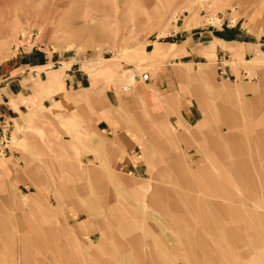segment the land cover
Wrapping results in <instances>:
<instances>
[{
  "label": "rangeland",
  "instance_id": "obj_1",
  "mask_svg": "<svg viewBox=\"0 0 264 264\" xmlns=\"http://www.w3.org/2000/svg\"><path fill=\"white\" fill-rule=\"evenodd\" d=\"M223 16L233 23L242 19L246 37L264 44V0H0V72L10 76L6 83L16 81L12 90H0L12 109L0 131V264H157L163 243L149 224L168 226L165 241L180 246L184 264H264V152L256 151L264 141L256 137L264 132L263 97L227 105L240 118L243 152L233 155L223 145L226 162L241 163L230 165L237 177L221 154L205 151L206 138H197L204 128L220 126L218 100L209 103L214 119L208 123L200 103V119L185 133L180 100L163 97L161 106L153 105L151 80L141 79L157 64L174 62L177 31H203L205 24L220 25ZM25 30L35 32L30 43L22 40ZM207 48L191 64L193 72L212 70L228 87L263 80L254 70L264 68L263 55L218 63L214 43ZM33 52L54 62L31 65L34 72L45 69L31 83L26 59ZM227 64L247 72L218 74V66ZM69 68L89 76L90 88L67 91ZM196 75L191 80L198 85ZM99 117L113 135L139 130L141 152L135 155L146 160L149 173L174 159L197 165V155L209 166L198 168L200 182L193 186L158 185L121 170L117 164L128 154L97 133ZM224 124L215 131L218 143L237 138ZM180 132L195 139L184 141ZM149 192L162 198L153 206L160 217L147 206ZM188 224L193 227L179 228ZM179 236L189 237L186 246Z\"/></svg>",
  "mask_w": 264,
  "mask_h": 264
},
{
  "label": "crops",
  "instance_id": "obj_2",
  "mask_svg": "<svg viewBox=\"0 0 264 264\" xmlns=\"http://www.w3.org/2000/svg\"><path fill=\"white\" fill-rule=\"evenodd\" d=\"M224 21L220 25H213V24H205L204 26L200 27L201 29H204L203 31L193 32L195 29L189 30H182L177 31V34H180V39L177 41L171 43L177 45V48H175V51H177L176 56H173L170 58V60H174V62L171 63H159L156 65L154 72H152V76L150 74L151 84L153 87V96L157 103H153L155 106H161L163 103V97L168 98L170 100H180V102L183 104L182 111H181V117L180 122L187 127L186 130H183V132L187 131H193L195 129L196 124L198 123V119H200L201 111H200V103H203L207 107V112L209 115L208 123L213 120V113L211 112V104L210 100L215 98L217 101V110L215 113L216 119L221 122L220 126L228 127L224 123L230 124L229 127L233 129V132L236 134L237 138L235 140L231 141H225L222 140L220 143L215 141V134L216 129L219 127H216L213 130H209L207 128H204L205 131L202 135H199L197 138H206V149L201 148L202 150L205 149L207 152H216L219 155L221 162L227 166L226 168L233 171L231 174H236L238 177L240 174L236 169H233L230 167L231 164L236 165L239 160H232L233 162H226V150L223 148V145L225 147V144L228 146V151L232 153L233 155H238L240 152H243V149L240 150V147H243V143L241 141V134L236 130L239 126V115L237 112L235 113V109H233L231 106H227L228 104H231L233 107H236L234 103L237 101V98H240L242 100L248 99L251 100L254 97H263L264 99V68H257L254 69L258 73L261 74L263 77V80L257 82H244L240 83L239 86H227L228 83H224L222 80H220L218 77L216 80L214 79V71L209 69H203V70H195V72L192 71L191 64L196 63L197 58L202 55V53L206 50L207 47L213 46V43L215 45V49L217 52V59L218 63H222L223 58L228 60H249L251 58H255L259 55L264 56V44L259 43L256 39L252 41L250 37H246L245 28L241 27L242 23L239 19L237 22L233 23V20L228 17L222 18ZM232 23V24H231ZM264 41V40H263ZM172 54V53H171ZM171 54H168L171 56ZM37 55V56H36ZM45 57V58H44ZM48 60V61H47ZM53 59H49L48 56H45L44 53H29L27 55L26 59V66L28 71V77L30 78L31 83H33L32 79L37 77L38 75L44 76L45 69H42L41 72H34L38 71L37 68L33 67L31 68V65H47L50 61ZM54 62V60H53ZM182 63L183 65H181ZM190 65V66H189ZM66 76L64 81V86L67 89V91H70V89H74L75 91H80L84 89L90 88L89 85V79L83 71H81L79 68H69L66 70ZM224 74L223 76L227 75L228 78H231V76H236L238 73L242 74L247 72L243 68H233L230 65H225V67L222 69L221 66H218L217 73L218 74ZM193 74H197L199 79V84H195L192 82L191 77H193ZM10 76L2 74L0 72V90L9 88V90L12 88V83L16 82L15 80H12V82L6 83L5 81ZM25 80V79H24ZM205 80L206 82H203ZM22 81V80H17ZM53 81L58 85L57 80V73L54 74ZM88 82V83H87ZM12 92V91H10ZM33 94V92H31ZM30 94V95H31ZM238 96V97H237ZM148 100V95L146 96ZM258 99V98H257ZM225 100V101H224ZM222 101V102H221ZM247 101V100H246ZM59 102V101H58ZM7 99L5 98L0 100V131L1 129L4 131V126L9 121L8 114L10 115L12 112L11 107L7 106ZM167 118L165 117V121ZM9 123V122H8ZM192 127V128H191ZM163 130H160L157 134H153V136H160V132ZM97 133L103 134V136L107 135L106 137L113 139L114 141L118 142L123 146L126 150L127 156H125L123 162H118L117 168H120L121 170L126 169L127 171H130L129 173H135V175H138L139 177H143L145 179H155L156 184H185L189 186L197 185L199 184V179L197 176V170L199 167L209 166L204 162L205 157L202 155L194 156L192 159H200V162L197 165L187 166L186 164H182L181 162L177 161L176 159L168 161L167 166L157 165L155 168L162 169L163 171H155V168L153 167L152 172L149 173L150 167L146 163L145 159H136V153H140L141 149L139 146L140 138L142 134L139 132V130L135 129H116V134L113 135L112 128L110 123L105 117H99L97 122ZM179 136L182 137V132H180ZM257 138L263 139L264 138V132L262 130L258 131V134L256 136ZM196 138V139H197ZM184 141H189L190 143L193 142L195 138L191 139H185ZM139 140V141H138ZM187 142V143H189ZM157 143H159L157 141ZM241 143V144H240ZM240 146V147H239ZM258 150L257 152H264V141H259L257 144ZM197 152V149H196ZM195 154V150L191 152V156ZM224 159V160H223ZM226 162V163H225ZM218 167V166H217ZM167 170V171H164ZM230 171V172H231ZM235 171V172H234ZM153 176V177H152ZM155 177V178H154ZM159 179H163L165 181H159ZM159 186H157L158 188ZM154 192V189H153ZM158 195H160L161 190H158L155 192ZM155 193L149 192L146 196L147 206L150 209L152 214H157L159 217L162 216V214L159 212V210L155 209L153 206L156 204V201L159 199L162 201L161 197H157ZM162 194V193H161ZM154 209H153V208ZM181 210V209H180ZM202 209H199V214L202 216ZM165 215V213H164ZM163 215V216H164ZM204 216V215H203ZM188 222V221H187ZM190 222V221H189ZM147 228H151L152 232H156L161 242L163 243V247L160 250V257L162 264H184L186 261V257L183 256L180 246L176 245L175 243L172 244L173 246H170L166 243V238H169V236L166 235L165 229L168 226L164 225H158L155 227V225H145ZM165 227V228H163ZM171 227V226H170ZM193 227L191 224H188V226H179V228H187L191 229ZM164 230H163V229ZM200 233V231H199ZM202 236V242L201 240L200 245L203 248H207V238L202 233L200 234ZM200 237V236H199ZM181 241H185L184 246L188 243V236H185L184 238H181ZM191 238V237H190ZM178 250V251H177ZM206 254V253H205ZM161 262H158L157 264H161ZM189 264V263H186ZM192 264H195L192 263Z\"/></svg>",
  "mask_w": 264,
  "mask_h": 264
},
{
  "label": "built area",
  "instance_id": "obj_3",
  "mask_svg": "<svg viewBox=\"0 0 264 264\" xmlns=\"http://www.w3.org/2000/svg\"><path fill=\"white\" fill-rule=\"evenodd\" d=\"M35 34L34 31H29V30H25L21 33V37H22V40L30 43L31 40H32V36ZM34 46H32L33 48ZM222 73V72H221ZM223 74V73H222ZM141 79H143L144 81H147L150 79V73L148 71L144 72L142 75H141ZM126 89H129L130 88V85L126 86L125 87Z\"/></svg>",
  "mask_w": 264,
  "mask_h": 264
},
{
  "label": "bare ground",
  "instance_id": "obj_4",
  "mask_svg": "<svg viewBox=\"0 0 264 264\" xmlns=\"http://www.w3.org/2000/svg\"><path fill=\"white\" fill-rule=\"evenodd\" d=\"M245 161V160H244ZM239 164H241V163H239ZM238 167V166H237ZM203 173V172H202ZM202 173H200V174H202ZM252 177V176H251ZM201 191V190H200Z\"/></svg>",
  "mask_w": 264,
  "mask_h": 264
}]
</instances>
